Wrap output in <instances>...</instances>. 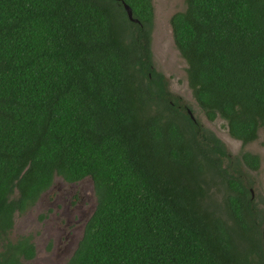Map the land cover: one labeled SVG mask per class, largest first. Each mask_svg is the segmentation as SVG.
I'll return each instance as SVG.
<instances>
[{"label": "trees", "instance_id": "obj_1", "mask_svg": "<svg viewBox=\"0 0 264 264\" xmlns=\"http://www.w3.org/2000/svg\"><path fill=\"white\" fill-rule=\"evenodd\" d=\"M170 17L200 112L243 144L264 130V0H184ZM123 3L130 6V20ZM152 0H0V264L55 177L96 199L65 264H264V155L233 154L153 61ZM218 178L221 204L209 200Z\"/></svg>", "mask_w": 264, "mask_h": 264}, {"label": "rangeland", "instance_id": "obj_2", "mask_svg": "<svg viewBox=\"0 0 264 264\" xmlns=\"http://www.w3.org/2000/svg\"><path fill=\"white\" fill-rule=\"evenodd\" d=\"M154 7V18L152 26V52L153 61L157 70L164 73L170 82V89L178 95L185 98L190 105L193 114L215 135L221 139V141L227 146L233 154H238L241 151H250L259 154L261 157L264 155V130L260 128L258 137L249 143L243 144L240 140L233 138L226 125V121L220 117L213 121L208 120L202 112L199 111L195 99L192 95L191 88L188 85L186 75V61L181 56L180 52L176 48L173 40L172 28L170 24V17L176 11H181L185 7L184 0H152ZM251 174L254 177L255 184L252 188L253 198L257 202L260 208L264 209V164L261 163L260 168L257 171H252ZM59 179V177H57ZM218 178L208 181L209 200L215 201L217 204H221L223 196V187ZM91 185V184H90ZM92 189V188H91ZM94 193V192H93ZM95 205L92 204L91 213ZM36 207L31 210V214H35ZM88 216V215H87ZM85 216V218L87 217ZM84 218V219H85ZM24 220L30 221L27 214H20L14 216V227L11 231L10 237L15 238L20 234H31L34 237V241L38 245L40 256H49L51 259H56L59 250L54 254L49 250L48 243L43 244L41 228L33 226L28 229V226L22 227L20 225ZM83 222H81L82 225ZM36 232V233H35ZM81 235H79L80 238ZM42 248L44 250H42ZM46 250V251H45ZM68 257V256H66ZM66 259V258H65ZM62 264V263H61Z\"/></svg>", "mask_w": 264, "mask_h": 264}, {"label": "flooded vegetation", "instance_id": "obj_3", "mask_svg": "<svg viewBox=\"0 0 264 264\" xmlns=\"http://www.w3.org/2000/svg\"><path fill=\"white\" fill-rule=\"evenodd\" d=\"M164 76L170 89L169 79L165 74ZM90 184H92L90 178H84L78 182H67L61 177L59 179L55 177L52 184L40 194L32 206L21 213L15 211L14 216L27 214L30 219V221L24 220L21 222L20 225L22 227L28 226V229H31L35 226L42 229L40 238L42 237L44 245L48 243L52 254L59 250L56 259H51L49 256H40L34 237L31 234H20L30 236L35 251L34 256L23 259L22 264H65L76 248L86 221L91 215L94 193ZM35 207L37 209L33 215L31 210ZM85 216L87 217L85 218ZM81 222H83L82 225ZM11 231L7 234V237L12 240L17 239L19 235L15 238L10 237ZM79 235H81L80 238ZM42 250L44 249L42 248Z\"/></svg>", "mask_w": 264, "mask_h": 264}, {"label": "water", "instance_id": "obj_4", "mask_svg": "<svg viewBox=\"0 0 264 264\" xmlns=\"http://www.w3.org/2000/svg\"><path fill=\"white\" fill-rule=\"evenodd\" d=\"M123 6H124V9L126 10V13H127L128 18L130 20H133V21L137 22L138 20L132 16V10H131L130 6L128 4H126V3H123ZM91 188H93V185L92 184H91ZM95 204H96V202H95ZM94 209H95V205H94ZM94 209H93V211H94Z\"/></svg>", "mask_w": 264, "mask_h": 264}]
</instances>
